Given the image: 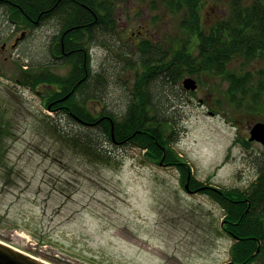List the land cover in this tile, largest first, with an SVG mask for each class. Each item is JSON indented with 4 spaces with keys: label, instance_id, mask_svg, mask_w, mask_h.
Listing matches in <instances>:
<instances>
[{
    "label": "rangeland",
    "instance_id": "obj_1",
    "mask_svg": "<svg viewBox=\"0 0 264 264\" xmlns=\"http://www.w3.org/2000/svg\"><path fill=\"white\" fill-rule=\"evenodd\" d=\"M108 1L116 27L108 45L99 40L91 46V68L107 77L99 102L120 111L126 86L142 68L121 67L116 49L135 60L139 40L176 46L186 33L179 26L181 13L172 12L167 0ZM230 2L201 0L202 26L226 17ZM8 18L0 6V32L9 45L19 30ZM51 39L46 27H38L17 47L0 50V242L47 264H225L232 238L221 227L222 208L203 193L187 191L174 166L114 144L107 150L114 162L90 160L58 141L45 117L57 127L70 121L16 82L25 58L49 59ZM228 66L264 84V55L234 58ZM50 69L65 74L68 65ZM191 76L195 90L184 89L182 78L170 88L177 132L173 148L197 180L246 189L264 157L260 143L243 144L250 126L264 121V91L259 103L249 96L236 107L224 77ZM87 104L92 110L100 106Z\"/></svg>",
    "mask_w": 264,
    "mask_h": 264
},
{
    "label": "trees",
    "instance_id": "obj_2",
    "mask_svg": "<svg viewBox=\"0 0 264 264\" xmlns=\"http://www.w3.org/2000/svg\"><path fill=\"white\" fill-rule=\"evenodd\" d=\"M165 2L172 12L181 13L179 26L186 37L169 47L143 38L135 45V60L124 50L116 49L121 67H134L137 63L142 68L135 73L130 86H126L127 98L120 111L100 103V111L95 115L87 104L90 100L97 103L103 85L106 87L107 77L91 68L90 48L99 40L108 45L110 33H114L113 4L108 0H102L101 15L96 19L93 12L85 11L84 33L75 26L52 39L50 56L62 54L61 38L65 52L68 48L75 49L61 56L63 63L71 65L66 74L50 69L47 63L50 56L35 64L37 71L33 70L31 60L28 62L25 58L18 65L16 82L32 90L42 83L54 87L41 96L43 106L66 117L70 124L57 127L58 122L49 116L45 117V123L58 141L90 160L110 163L113 158L107 152L108 145L114 144L141 151L147 161L160 163L162 160L164 165L174 166L181 183L187 182L190 192L203 193L222 208L221 227L232 238L231 264H250L264 253V157L246 189L219 188L190 175L189 164L173 148L177 132L170 88L172 84H179L184 75L209 72L227 80L228 99L236 107H242L249 96L254 104L259 103L264 84L260 80L254 82L248 72L230 70L228 65L234 58L251 60L264 55V0H231L228 15L207 29L201 23V0ZM40 5L48 7L47 0H0V6L7 8L11 20L33 16L39 12ZM67 9L64 2L52 12L64 23H82L79 16H69ZM84 45L85 55L80 50ZM60 104L66 108L61 110ZM243 144L249 145V140L244 139Z\"/></svg>",
    "mask_w": 264,
    "mask_h": 264
},
{
    "label": "flooded vegetation",
    "instance_id": "obj_3",
    "mask_svg": "<svg viewBox=\"0 0 264 264\" xmlns=\"http://www.w3.org/2000/svg\"><path fill=\"white\" fill-rule=\"evenodd\" d=\"M67 3V10H69V12H67V14L69 16L73 15V16H79V18H81L80 20H82V23H79L78 25L72 24L71 22H67L62 20V18H60V16L57 14H55L54 12H52L53 9H56L59 5ZM101 4H102V0H89V2H87V0H47V6L45 8L46 5L43 6H38L40 8L37 7V10H39V12L37 11L33 16L29 17L27 15H25L24 19L21 18L17 19V20H11L10 18L9 21L12 23V27L15 29V32L19 30V34L18 36H14L13 40L10 42V44H7V41L4 40L5 35L0 32V50H6L9 46L10 47H17V45L19 44V41L22 39V37L26 36L28 34V31L30 29H36L38 27L42 28V27H46L48 29L49 32H51L52 34V39L54 37H56L57 35L61 34L64 35L65 33H67L68 31H70L72 28H74L75 26H78L79 29H84L85 28V11L89 10V12H93L95 19L97 17H99L101 15ZM4 5V3H3ZM43 14H45L43 16ZM83 31V30H82ZM84 33V31H83ZM51 39V41H52ZM52 44V43H51ZM65 45L62 41L61 38V52L63 53H71L74 52L75 49H67V51L65 52ZM85 45L84 48L81 47L80 50L83 51V54L85 55ZM62 54H51L50 59L47 63L49 64V67H55V66H60L63 64H67L68 65V70L69 68H71V65L68 63H63L61 56ZM31 63L34 65V67L36 66L33 61H31ZM24 67H27V65H24ZM33 70L37 71V66L34 68ZM53 71V70H52ZM55 72V71H54ZM61 74V73H60ZM66 74V73H65ZM49 88H54L53 86H50L49 84H40L38 86L35 87V92L42 96L44 93L47 92V90ZM25 89L27 90H32L30 87H25ZM92 101V100H91ZM97 104L100 105L99 100H97ZM59 108H66L65 105H58ZM101 105L99 106V108H96L91 111L97 115L100 111ZM95 110V111H94ZM233 263L230 259L227 260V262H225V264H231ZM250 264H264V253L261 255V257H259L258 259H256L255 261L251 262Z\"/></svg>",
    "mask_w": 264,
    "mask_h": 264
},
{
    "label": "water",
    "instance_id": "obj_4",
    "mask_svg": "<svg viewBox=\"0 0 264 264\" xmlns=\"http://www.w3.org/2000/svg\"><path fill=\"white\" fill-rule=\"evenodd\" d=\"M181 85L184 89L192 91L197 87V83L191 76H186L182 79ZM249 141H256L264 146V121H257L253 123L249 128ZM160 164L163 165L162 160ZM189 175L187 176V180ZM184 188L187 191L189 189L188 184H184ZM0 264H47L36 258L31 257L25 253H22L14 248L0 242Z\"/></svg>",
    "mask_w": 264,
    "mask_h": 264
},
{
    "label": "bare ground",
    "instance_id": "obj_5",
    "mask_svg": "<svg viewBox=\"0 0 264 264\" xmlns=\"http://www.w3.org/2000/svg\"><path fill=\"white\" fill-rule=\"evenodd\" d=\"M16 250V249H15ZM32 257V256H31ZM33 258H35V257H33ZM39 260V259H38ZM40 261H42V260H40ZM46 263V262H45Z\"/></svg>",
    "mask_w": 264,
    "mask_h": 264
}]
</instances>
